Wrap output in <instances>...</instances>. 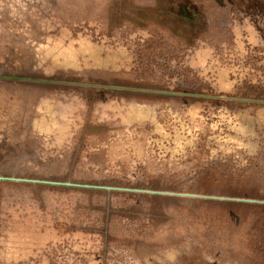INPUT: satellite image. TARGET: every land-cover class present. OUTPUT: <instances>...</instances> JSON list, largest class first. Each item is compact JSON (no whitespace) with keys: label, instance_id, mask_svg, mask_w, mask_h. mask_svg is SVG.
Instances as JSON below:
<instances>
[{"label":"rangeland","instance_id":"obj_1","mask_svg":"<svg viewBox=\"0 0 264 264\" xmlns=\"http://www.w3.org/2000/svg\"><path fill=\"white\" fill-rule=\"evenodd\" d=\"M263 110L264 0H0V264H264Z\"/></svg>","mask_w":264,"mask_h":264},{"label":"bare ground","instance_id":"obj_2","mask_svg":"<svg viewBox=\"0 0 264 264\" xmlns=\"http://www.w3.org/2000/svg\"><path fill=\"white\" fill-rule=\"evenodd\" d=\"M85 57H86V55H85ZM60 64V63H59ZM68 69V68H67ZM258 119L259 120H264V110L263 111H260V112H258Z\"/></svg>","mask_w":264,"mask_h":264},{"label":"water","instance_id":"obj_3","mask_svg":"<svg viewBox=\"0 0 264 264\" xmlns=\"http://www.w3.org/2000/svg\"><path fill=\"white\" fill-rule=\"evenodd\" d=\"M0 179L22 180V179H17V178H4V177H0ZM249 201H253V202H264V201H259V200H249Z\"/></svg>","mask_w":264,"mask_h":264}]
</instances>
